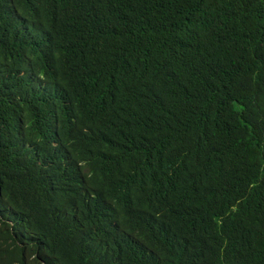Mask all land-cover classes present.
I'll list each match as a JSON object with an SVG mask.
<instances>
[{
  "label": "trees",
  "instance_id": "1",
  "mask_svg": "<svg viewBox=\"0 0 264 264\" xmlns=\"http://www.w3.org/2000/svg\"><path fill=\"white\" fill-rule=\"evenodd\" d=\"M0 264H264V0H0Z\"/></svg>",
  "mask_w": 264,
  "mask_h": 264
}]
</instances>
